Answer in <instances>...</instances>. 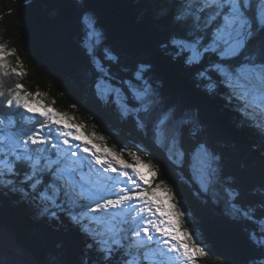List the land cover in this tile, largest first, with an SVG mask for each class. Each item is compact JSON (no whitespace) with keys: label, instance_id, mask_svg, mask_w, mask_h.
Wrapping results in <instances>:
<instances>
[{"label":"snow or ice","instance_id":"1","mask_svg":"<svg viewBox=\"0 0 264 264\" xmlns=\"http://www.w3.org/2000/svg\"><path fill=\"white\" fill-rule=\"evenodd\" d=\"M155 8L169 63L204 95L224 98L264 139V0H155ZM81 24L92 96L128 129L132 145L109 146L111 134L89 133L17 82L0 91V193L19 195L49 223L66 221L83 242L74 264H200L206 245L174 186L160 178L161 165L141 155L162 154L203 205L244 227L251 249L244 264H264V165L258 181L233 169L199 112L166 92L151 61L124 59L87 9ZM15 54L0 43V70L20 78V58L15 67L6 59Z\"/></svg>","mask_w":264,"mask_h":264},{"label":"trees","instance_id":"2","mask_svg":"<svg viewBox=\"0 0 264 264\" xmlns=\"http://www.w3.org/2000/svg\"><path fill=\"white\" fill-rule=\"evenodd\" d=\"M94 14L107 44L126 60L151 61L166 92L198 111L200 118L231 158L233 169L246 172L253 181L260 179L264 165V139L233 110L224 98H210L196 87L191 76L179 65L170 64L159 41L163 27L155 0H0V43L15 55L6 57L11 67L17 57L23 77L10 68L0 70V91L19 82L25 90L40 92L41 99L57 110L74 115L86 131L110 135L107 143L132 145V134L118 123L115 115L99 105L89 87L90 70L81 50V13ZM158 83H160L158 81ZM75 103L74 109L71 105ZM21 123H30L27 117ZM99 127L92 128L93 123ZM138 139V138H137ZM144 146L150 148L145 141ZM145 160L161 165V179L167 178L187 211V224L206 245L209 255L200 264H244L251 249L242 225L224 219L202 204L196 191L162 154ZM0 229L15 236L16 246L29 252L37 264H53L57 256L63 264H74L82 240L67 224L41 219L19 195L0 193Z\"/></svg>","mask_w":264,"mask_h":264},{"label":"rangeland","instance_id":"3","mask_svg":"<svg viewBox=\"0 0 264 264\" xmlns=\"http://www.w3.org/2000/svg\"><path fill=\"white\" fill-rule=\"evenodd\" d=\"M103 219L101 216V220ZM15 239V236L10 237L6 230L0 229V260L6 264V255H13V250H16L20 260L19 264H37L33 262L34 257L29 252H23L16 246Z\"/></svg>","mask_w":264,"mask_h":264},{"label":"water","instance_id":"4","mask_svg":"<svg viewBox=\"0 0 264 264\" xmlns=\"http://www.w3.org/2000/svg\"><path fill=\"white\" fill-rule=\"evenodd\" d=\"M9 252V251H7ZM13 255H6V264H19L20 260H19V256L17 254L16 250H13Z\"/></svg>","mask_w":264,"mask_h":264}]
</instances>
